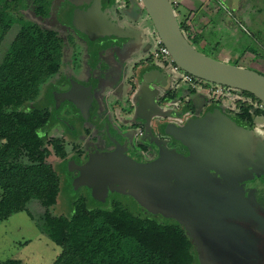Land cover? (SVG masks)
Returning <instances> with one entry per match:
<instances>
[{"label": "water", "instance_id": "95a60500", "mask_svg": "<svg viewBox=\"0 0 264 264\" xmlns=\"http://www.w3.org/2000/svg\"><path fill=\"white\" fill-rule=\"evenodd\" d=\"M139 3L123 14L134 23L144 10L181 70L205 82L251 93L264 103V75L199 51L183 34L170 0ZM103 8V0H90L74 14V26L89 40L91 54L95 42L135 38L131 30L116 27ZM139 83L132 102L136 116L152 135L149 121L158 109L157 90L151 84L165 85L164 75L145 70ZM77 84L72 81L62 96L85 112L93 99L92 86L81 84L82 107L70 98ZM150 91L149 107L157 110L144 116L141 112L149 108L145 97ZM166 131L187 148L188 155L162 145L150 162L136 161L118 147L95 152L81 164H69V170L76 171L69 179L71 190L86 188L97 206L107 205L109 193L126 194L150 212L175 220L193 238L201 264H264V208L254 197L245 196L241 186L243 180L264 174V142H257L251 152L252 131L237 126L218 109L183 126L172 124Z\"/></svg>", "mask_w": 264, "mask_h": 264}, {"label": "trees", "instance_id": "16d2710c", "mask_svg": "<svg viewBox=\"0 0 264 264\" xmlns=\"http://www.w3.org/2000/svg\"><path fill=\"white\" fill-rule=\"evenodd\" d=\"M47 1L0 0V43L12 24H20L0 63V222L26 211L39 230L61 248L52 264H195L194 240L181 224L147 210L146 214L132 211L119 198L110 199L111 194L107 205L97 206L89 200L88 190L79 188L69 215L51 211L62 189L53 157L66 164L74 158L62 137L47 135L51 112L35 101L41 88L62 73L63 40L56 30L25 18L19 8L21 3L28 4L42 16ZM114 3L110 0L118 12ZM187 21L178 19L192 44ZM238 92L236 100L224 97L216 101L237 104L242 121L251 123L263 115L253 107L260 100ZM29 104L32 106L25 107ZM66 176H74L68 167ZM31 199L44 209L39 219L27 209ZM0 264L20 263L8 260Z\"/></svg>", "mask_w": 264, "mask_h": 264}, {"label": "flooded vegetation", "instance_id": "af4514ba", "mask_svg": "<svg viewBox=\"0 0 264 264\" xmlns=\"http://www.w3.org/2000/svg\"><path fill=\"white\" fill-rule=\"evenodd\" d=\"M89 2L90 0H62V3L59 4L58 12L65 21L64 27L71 31V34H75L80 40L82 38L86 41L89 56L94 60L93 70L90 68H85L84 70L80 67V70L83 69V79L77 77L70 70L64 71L56 79L49 82L46 88L49 100L60 109L59 111L62 110L65 113L59 115V122L64 125L65 135L69 136L68 144L72 146L71 156L74 158L73 161L81 164L95 152L104 153L114 150L116 147L121 148L127 155L139 162H150L155 159L159 153V145L167 149H174L183 155H188L187 148L176 140L175 137L167 133V128L172 124L183 126L189 120L203 117L206 114L213 113L217 109L243 129L252 131L254 123L264 124V115L255 117L251 123L242 121L238 116L239 106L237 104L226 106L205 97L204 94L199 93L201 92L200 90L193 92L190 87L186 86L187 84L175 79L176 74L170 64L164 63L161 66L158 65L153 58L156 35L154 33L147 35L144 29L137 26L131 18L123 14L125 10L131 8L133 5H139V0H115L116 3L114 5L121 12V14L116 15L111 10L110 0H103V10L114 22L115 26L120 29L131 30L130 33L135 38H110L105 41L95 42L93 53L91 54L89 40L82 36L76 27L70 23L71 21L73 22L75 12L86 7ZM73 7L77 8L75 12L72 10ZM135 48H138L137 50L142 49V51L146 50V60L135 57L137 52L134 51ZM123 56L131 61L130 70L125 69L127 62H124ZM145 70H159L165 79V85L163 86L151 84L157 90L154 101L158 109V114L151 117L149 121L152 135L145 128V121L136 116V104L132 102V95L136 90H139V81ZM74 80L78 84L75 85L76 90H73L70 98L78 101V104L82 107L83 103L81 101L83 100L82 96L85 95V89H83L81 84L92 86L93 99H91L89 108L85 112L74 103L63 99L62 93L70 88ZM117 82L119 84L127 83L128 85L130 94L125 99L121 97V91H119V84ZM109 86H112L113 89L109 90ZM106 88L107 90H105ZM103 90H105L104 93ZM109 92L111 93L108 94ZM113 92L116 93V96L111 98L110 106H113L114 109H116L117 102L120 100H124V103H129L131 106L135 105L134 110H131L130 113H132L133 120L134 116L136 119L133 121L132 128L128 129L124 135L114 134L115 130L105 118L109 105L107 104L108 96H111ZM152 95L153 91H150L145 97V103L148 107L150 106L149 102ZM199 96H202V101L198 99ZM157 109L149 107L141 113L145 116ZM120 110L122 108H118V112L116 110V113H125ZM259 120L262 122H259ZM136 124L139 125L136 126ZM251 138L252 143L249 145V149L251 152H254L256 143L259 141L264 142V136L255 137L252 131ZM75 145L77 149H74ZM72 173L75 175L76 171H72ZM241 186L243 187L245 196L254 197L264 208V174L253 179L243 180Z\"/></svg>", "mask_w": 264, "mask_h": 264}, {"label": "rangeland", "instance_id": "374dc122", "mask_svg": "<svg viewBox=\"0 0 264 264\" xmlns=\"http://www.w3.org/2000/svg\"><path fill=\"white\" fill-rule=\"evenodd\" d=\"M222 2L224 5L222 11L224 12L227 8L226 11L229 13L228 18L226 17L227 20L225 18V21L219 27L217 26L211 36L210 34H204L208 41L205 40L204 43L198 44L192 40V44L199 51L214 59L232 65L250 68L264 75V0H222ZM60 3H62V0H48L45 2V12L42 16L36 14L28 4L21 3L19 4V8L25 18L31 19L44 27L54 29L59 33L63 40V60L60 71L67 72L70 70L77 77L83 79L84 75L82 74V70H85V68L93 70L94 60L89 56L86 41L82 38L80 40L75 34H71V31L64 27L65 21L58 12ZM177 16L180 20L181 18L178 13ZM134 23L144 29L147 35H150V33L155 34L152 22L144 10L142 16L134 21ZM19 27L20 24L17 22L12 24L9 31L4 35L0 43V63ZM144 54L146 52L142 51V49L137 50L135 57H142ZM123 60L127 62L125 69L130 70L131 61L125 58V56H123ZM80 67L83 69L80 70ZM175 79H178L177 75ZM195 79L198 80L197 78ZM200 81L202 82L203 80ZM186 86L189 87L188 84ZM200 91L199 93L205 95L206 92L204 89H200ZM129 94L127 83H123V89L121 91L122 99H125ZM115 96V92L109 96L107 103L109 104L107 107L108 111L105 113V118L115 130L114 134L124 135L128 129L132 128L133 121L136 119L134 116L133 120L132 113H130L131 110H134L135 105L131 106L129 103H124V100H120V106L116 105L115 108H122L120 111L125 113H116V109L110 106V100ZM214 99H217V97ZM35 104L45 105L51 112L52 122L47 130V135L62 137L66 144V149L72 152V146L68 144L69 136L65 135L64 125L59 122V115L65 113L62 110L59 111L60 109L49 100L46 87L41 88ZM28 106L31 107L32 105L29 104L25 107ZM259 121L262 122L261 120ZM138 125L136 124V126ZM252 131L255 137H263L264 124L254 123ZM53 161L61 177L62 189L59 195V202L51 208V211L53 213L69 215L72 212L71 202L77 192L71 190L69 184L70 177L68 178L66 176L67 167L69 168L68 165L73 160L69 164H66L58 158L53 157ZM87 193L90 200L89 192L87 191ZM128 196L126 194L114 193L111 194L110 199L119 198L118 200L122 201L132 211L146 214L145 211L147 209L134 198ZM108 202L109 198L107 204ZM27 209L33 214L35 219H39L44 210L40 202L36 199H31L27 203ZM60 252L61 248L39 230L36 220H32L26 211L17 212L0 222V262L15 260L16 263L20 264H52ZM195 264H201L198 253Z\"/></svg>", "mask_w": 264, "mask_h": 264}, {"label": "crops", "instance_id": "0c3cea01", "mask_svg": "<svg viewBox=\"0 0 264 264\" xmlns=\"http://www.w3.org/2000/svg\"><path fill=\"white\" fill-rule=\"evenodd\" d=\"M172 2L176 3L175 7L178 9L177 12L180 18L188 20L187 22L190 25L188 34H191L192 40L198 44L204 43L205 40L208 41L204 34H210L211 36L215 32L217 26L219 27L225 21V18L229 16V13L226 11L227 8L224 12L222 11L224 6L222 0H173ZM137 49L138 48H135L134 51L136 52ZM144 52H146V50ZM139 58L141 60H146L147 52ZM117 83L119 84V82ZM108 89L112 90L113 87L109 86ZM122 89L123 83L119 84V91H122ZM105 90H107V88ZM105 90H103V93ZM110 93L111 92L108 94ZM119 104L118 101L117 105L120 106Z\"/></svg>", "mask_w": 264, "mask_h": 264}, {"label": "built area", "instance_id": "2783aa9c", "mask_svg": "<svg viewBox=\"0 0 264 264\" xmlns=\"http://www.w3.org/2000/svg\"><path fill=\"white\" fill-rule=\"evenodd\" d=\"M173 5L176 6V3L173 2ZM172 5V6H173ZM154 50H153V58L155 59L156 63L158 65H163L164 63L170 64L172 69L174 70L175 74L177 75L179 82H184L189 85L191 90L199 91L200 89L205 90V97L213 100H219V98L227 97L229 99L236 100L239 98L238 91L233 88H229L223 85L209 83L205 81H200V79L196 80L192 75L186 73L185 71L181 70L177 65L174 64L172 61L169 50L167 47L162 43L161 39H159L157 36L154 39ZM217 99H214L216 98ZM242 102V100H241ZM255 109L260 110L263 112L264 115V103L259 102L255 103L253 106ZM261 115V116H263Z\"/></svg>", "mask_w": 264, "mask_h": 264}]
</instances>
